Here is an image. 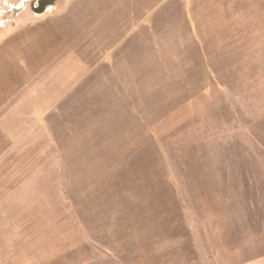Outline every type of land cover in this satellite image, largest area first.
<instances>
[{
  "label": "rangeland",
  "instance_id": "1",
  "mask_svg": "<svg viewBox=\"0 0 264 264\" xmlns=\"http://www.w3.org/2000/svg\"><path fill=\"white\" fill-rule=\"evenodd\" d=\"M38 10L0 0V46L60 29L0 84V264H264V0Z\"/></svg>",
  "mask_w": 264,
  "mask_h": 264
},
{
  "label": "crops",
  "instance_id": "2",
  "mask_svg": "<svg viewBox=\"0 0 264 264\" xmlns=\"http://www.w3.org/2000/svg\"><path fill=\"white\" fill-rule=\"evenodd\" d=\"M45 23L40 25V31H31L26 36L14 38V42L9 41L8 44L0 46V84L4 79L11 81L18 79L7 82L6 85H24V81L30 82L33 71L47 61L49 52L52 53L51 47L55 46V31L60 33V29L58 25ZM59 35L62 38L61 34ZM33 40L41 41L39 44L43 45L41 50L32 49Z\"/></svg>",
  "mask_w": 264,
  "mask_h": 264
},
{
  "label": "water",
  "instance_id": "3",
  "mask_svg": "<svg viewBox=\"0 0 264 264\" xmlns=\"http://www.w3.org/2000/svg\"><path fill=\"white\" fill-rule=\"evenodd\" d=\"M53 1L55 0H38V5H39V10L38 12L40 13L45 9L46 6L52 5Z\"/></svg>",
  "mask_w": 264,
  "mask_h": 264
}]
</instances>
